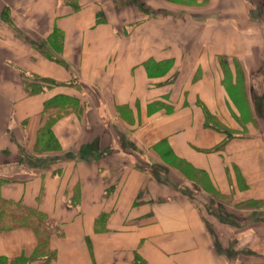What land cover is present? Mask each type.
Instances as JSON below:
<instances>
[{
  "label": "crops",
  "instance_id": "1",
  "mask_svg": "<svg viewBox=\"0 0 264 264\" xmlns=\"http://www.w3.org/2000/svg\"><path fill=\"white\" fill-rule=\"evenodd\" d=\"M184 1L0 0V198L59 226L51 264H264V0ZM194 174L244 233H213ZM37 244L2 230L0 258Z\"/></svg>",
  "mask_w": 264,
  "mask_h": 264
},
{
  "label": "trees",
  "instance_id": "2",
  "mask_svg": "<svg viewBox=\"0 0 264 264\" xmlns=\"http://www.w3.org/2000/svg\"><path fill=\"white\" fill-rule=\"evenodd\" d=\"M59 84H63V82H57L50 78L33 76L27 78L25 81V88L28 93H37L43 91L46 86ZM45 111L49 112V115L46 123L39 132V143L43 144L45 148L55 147L57 145L51 133V128L59 118L69 112V105L64 99L57 97L45 103ZM221 146L222 144L217 148ZM5 215L11 216L12 219L22 222L11 226L0 227V229L24 225L32 227L38 234V244L31 259L33 261H39L38 264H51L52 260L55 259V251L51 250L49 239L55 231L60 232L59 226L47 216L29 207L0 198V218ZM30 217H34L35 219H29ZM15 261L16 260H14V263L17 264ZM28 263H30V259H21L18 264Z\"/></svg>",
  "mask_w": 264,
  "mask_h": 264
},
{
  "label": "rangeland",
  "instance_id": "3",
  "mask_svg": "<svg viewBox=\"0 0 264 264\" xmlns=\"http://www.w3.org/2000/svg\"><path fill=\"white\" fill-rule=\"evenodd\" d=\"M121 3H125V2H131L133 0H119ZM175 2L176 5L180 6V4H182L183 2H185L184 0H173ZM119 2V3H120ZM247 3L249 5V2L247 0ZM50 148V147H49ZM171 160V157L170 159ZM174 166H177L179 168H181L182 170L186 171L188 173V167L187 166H183L181 163H179L178 161L176 160H173L171 162ZM190 174V176L192 177V174L191 173H188ZM194 177L196 182L200 183V185H202V187H204L205 189H207V191H209L212 196H214L217 200V202H214L213 203V200L211 198H205V200L208 201V203H206V208H205V213H206V216H207V223H208V227L210 229H212L213 233H215V229H214V224H217L220 222H225V223H228V228L225 230V235L227 234L228 236L229 235H233V237H237L239 235H241L242 233L245 232V225H243V223H239L237 222V220H234V218H231V215L229 212L226 211V208H229L230 206V201L231 199L227 198L225 195H221L217 192H215L211 186H210V183L208 182V180L206 179V177H204L202 174H194ZM250 203H241L239 204L241 207H244L246 205H248ZM255 204V203H253ZM234 207H238L240 209V207L238 206V204H234ZM29 219H35L34 217H30ZM22 221H18V220H15V219H12L11 216H3L0 218V227H6V226H11V225H14V224H18V223H21ZM25 222V221H24ZM236 222V226H231L230 223H235ZM26 226V225H24ZM20 227V226H19ZM16 227H13V228H3V229H0V231L2 230H11V229H14ZM232 241V240H231ZM235 240L233 239V242ZM233 244V243H231ZM3 259L0 258V264H4L3 263ZM17 264L19 263V261L16 262Z\"/></svg>",
  "mask_w": 264,
  "mask_h": 264
}]
</instances>
